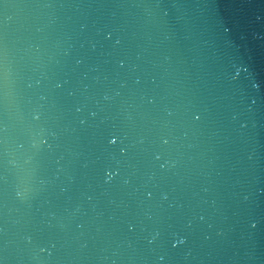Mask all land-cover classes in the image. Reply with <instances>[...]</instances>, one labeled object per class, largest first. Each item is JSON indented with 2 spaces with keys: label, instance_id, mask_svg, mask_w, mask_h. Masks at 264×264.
Here are the masks:
<instances>
[{
  "label": "water",
  "instance_id": "obj_1",
  "mask_svg": "<svg viewBox=\"0 0 264 264\" xmlns=\"http://www.w3.org/2000/svg\"><path fill=\"white\" fill-rule=\"evenodd\" d=\"M0 264H264V0H0Z\"/></svg>",
  "mask_w": 264,
  "mask_h": 264
}]
</instances>
